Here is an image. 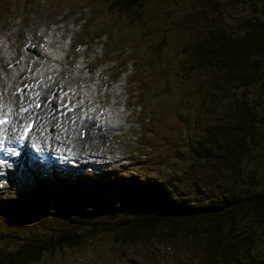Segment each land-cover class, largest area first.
Listing matches in <instances>:
<instances>
[{
	"label": "rangeland",
	"instance_id": "rangeland-1",
	"mask_svg": "<svg viewBox=\"0 0 264 264\" xmlns=\"http://www.w3.org/2000/svg\"><path fill=\"white\" fill-rule=\"evenodd\" d=\"M90 6H93L90 0H34L30 6L24 0H0V67H5L0 72V82L7 85L11 80L15 81L16 86L19 83L26 86L31 83L29 77L33 76L34 84L42 70L45 69L44 73L53 70L54 59L62 57L58 82L49 93L60 115L63 114L61 105L72 102L69 98L63 101V92L77 88L76 95L79 94L82 100L85 95L79 90L80 86L95 83V91L86 108H116L112 111H120V127L113 129L108 126L112 124L110 115L103 117L107 125L102 120H96L97 111L90 113L92 119L85 121L88 124L87 135L80 139L79 155L81 158L90 155L85 160L88 161L85 172L103 167L112 175L111 179L120 176L160 179L176 174L181 178L173 181L175 194L181 199L201 204L221 197L229 190L242 193L251 172V189L264 190V144L247 152L236 176L226 165L213 158L194 165L190 162L187 145H193L197 136L216 116L215 111L206 112L202 105L195 109L197 111L192 109L197 105L196 98L200 95L198 91L202 88L203 79L199 75L194 80L190 78V84L186 86L190 92L200 87L192 93L190 100L177 98L175 101L181 107L182 114L185 113V121L176 114L170 116L168 111L162 112L166 105L172 104L168 107H173L174 100L168 93L157 99L150 97L140 85L141 78L145 82L149 80L142 60L136 56L139 52L134 41L136 31L126 28L125 36H122L118 33V22L112 20L110 14L91 19ZM145 9L147 19L141 25L148 37L157 38L154 35L156 29L159 33H165L169 40L173 36L175 40L179 35L180 40L186 37L193 39L200 37L205 30L214 31L215 27L224 28L231 36L238 37L242 33L244 19L256 16L264 21V13L258 11L264 9V0H149ZM85 18L90 19L87 24ZM110 23L112 25L109 27ZM130 37L134 40H130ZM46 44L53 50L52 55L48 53ZM134 56V64H131ZM48 57L50 60H47ZM261 63L264 69V56ZM116 75L118 79L113 82ZM213 75L212 72L209 74L210 77ZM210 90L214 91L212 88ZM246 97L257 114H264V83L258 81L247 87ZM77 99L80 101V98L74 100ZM140 102H148L152 111ZM183 102L188 105L182 107ZM107 112L111 114L110 109ZM77 116L82 115L78 112ZM38 124L39 120L37 128ZM62 126V122L58 124V131H62ZM71 127L77 137L78 126L74 124ZM165 141H172L176 145L179 141L182 155L179 159H169L165 164L156 163ZM38 167H22V171L11 173L4 181L0 180V196L24 189L37 196L41 187L39 179L48 178L54 182L58 179L55 170L50 171L49 166ZM65 168L68 174L73 170L72 167ZM79 173L65 176L75 180ZM185 178H192V183L185 182ZM256 222L252 216H245L235 224L234 236L249 235L253 238L252 249L241 254L235 264H255L264 259V227L256 228ZM165 233L170 236L165 237ZM206 235L201 222H187L163 230L159 240L144 235L134 242L118 243L110 234L86 240L80 247L63 248L53 255L46 254L30 264H204ZM218 262L210 261L209 264Z\"/></svg>",
	"mask_w": 264,
	"mask_h": 264
},
{
	"label": "trees",
	"instance_id": "trees-1",
	"mask_svg": "<svg viewBox=\"0 0 264 264\" xmlns=\"http://www.w3.org/2000/svg\"><path fill=\"white\" fill-rule=\"evenodd\" d=\"M148 1L90 0L93 5L90 17L95 20L110 14L118 22V33L122 36L126 28L136 31V39L130 37V40L137 42L136 56L142 60L149 80L145 82L141 78L140 85L150 97L157 99L168 93L174 100V106L166 105L162 112L176 114L185 121V113L182 114L175 101L190 100L200 85L192 92L186 86L190 78L201 76L202 88L192 109L198 110L202 105L206 112L215 111L216 116L194 144L187 145L188 159L194 165L213 158L236 176L247 152L264 144V114H257L246 97L247 87L258 81L264 83L261 63L264 21L256 16L244 19L238 37L215 27L214 31L203 30L200 37L182 40L180 35L169 40L165 33L154 29L157 38H150L141 25L147 19ZM24 2L30 6L34 0ZM258 11L264 13V9ZM89 20H85L86 24ZM211 72L214 77L209 76ZM140 103L152 111L148 102ZM183 103L182 107L188 105ZM179 146V141L177 145L165 141L156 163L179 159L182 155ZM111 178V174L96 172L81 175L74 181L39 179L41 187L37 196L26 190L0 196V264L35 263L46 254L80 247L86 240L110 234L118 243L134 242L144 235L159 240L163 230L187 222H201L207 233L204 264L217 260L218 264H235L253 245L249 235L234 236L235 224L245 216H252L257 221L256 228L264 227V190L251 189L253 172L242 193L229 190L204 204L175 194L173 181L181 178L176 174L160 179ZM190 179L184 181L190 184ZM255 264H264V259Z\"/></svg>",
	"mask_w": 264,
	"mask_h": 264
},
{
	"label": "bare ground",
	"instance_id": "bare-ground-1",
	"mask_svg": "<svg viewBox=\"0 0 264 264\" xmlns=\"http://www.w3.org/2000/svg\"><path fill=\"white\" fill-rule=\"evenodd\" d=\"M54 51H55V49H54ZM48 53L50 55H52L54 52L50 48ZM56 54H57V52H56ZM43 57H46V56H43ZM57 58L54 59L55 60L54 62H57L56 61ZM47 60H50V58L48 57ZM31 64L33 66V62ZM3 68L5 69V67H3ZM44 71H45V69L42 70V72H44ZM49 71H51V72L39 75V76H37L38 78L35 77L37 79L35 80L34 84H32V82L28 84L29 85L28 90L33 89L37 93L39 92L40 97L43 99V101H47V107L44 108L43 110H41L38 114V120H39L38 128L36 125V129L32 133V138L36 140L35 142L41 141V142H45V144L48 142V143H51V145L56 144L57 142L60 144H62V142H65L64 146L66 148L67 147L72 148V150H75V151H77V153H79L81 151V145L79 143L80 141L74 135V128H72L71 125H74L77 123V124H81V127H83L84 125H86L85 121H88L87 114H89L91 112L96 113V111L98 113L99 120H102L103 124H107V122L103 120V117L110 115L109 121L112 122V124L109 123V125L108 124L107 125L110 127L112 126L114 129H118V127H120L119 120L121 118V115L119 114L120 113L119 110L112 111L115 108L97 109V107H94V106H90L89 109L86 108L87 100L92 99V94L95 91V83L90 84V86H89V84L84 85V86H80L79 90L82 91L85 96L82 100H80L78 102V104L76 102H74V100H72V97H80L79 94L76 95L77 90L63 92L64 94L61 95V97L63 96V101L65 102L66 98H69L74 103V111H73V113H66L65 114L64 112H62L63 111V108H62L61 113H63V114L60 115L59 109L54 108V99L52 97H49V93L52 92V90H53L52 86H54V84H55L57 74L53 75L52 74L53 70H49ZM58 73L60 74V71ZM8 88L9 87L7 85H4V86H2V89L0 90V94H3V96H4L1 103H3L5 106H9V105L14 106V105H12L13 100L10 99L11 92L10 91L7 92ZM10 89L13 90V88H11V87H10ZM75 89H77V88H75ZM89 90H91V91H89ZM20 92H21V90L19 89L14 93H17V95H18V94H20ZM70 93H72V94L70 95ZM17 95L15 96V98H17ZM14 107H16V106H14ZM109 109L111 110V114L107 112V110H109ZM5 110H7V107L5 108ZM82 110H83V112H82ZM29 112H36V111L35 110H29ZM78 112H79V115H82V116H77ZM59 115H60V118H59ZM21 118H22V116L17 117L16 115H12V120H11L12 123L10 126L7 127V129L10 131H13L12 130L13 124H15V126H16L17 123H19V120ZM68 119H70V121ZM78 121H80V122L78 123ZM61 122L63 123V126L61 127L62 131H58V129H57L58 124ZM50 152L51 151L49 150V153ZM28 161H29V156L27 154H25L24 160H23V162H21L19 164V167H22ZM35 165H36V168H39L38 166H44L43 163L39 164L38 162L36 164H33L32 166L35 168ZM2 170L7 174L9 173L6 168H3Z\"/></svg>",
	"mask_w": 264,
	"mask_h": 264
},
{
	"label": "snow or ice",
	"instance_id": "snow-or-ice-1",
	"mask_svg": "<svg viewBox=\"0 0 264 264\" xmlns=\"http://www.w3.org/2000/svg\"><path fill=\"white\" fill-rule=\"evenodd\" d=\"M25 87H27V85ZM36 96L39 97L40 93L39 92L36 93ZM2 99H3V94H0V100ZM23 99L24 98L21 97V100ZM6 107H7V110L5 111ZM29 107H31V104H29L28 107H25L23 105H20L19 107H14L11 105L5 106L3 103H0V126H5V125H8L9 123H12V121L8 119L9 114L18 115L19 113H28V120L31 121L32 115L29 112ZM35 107H40V105L36 104ZM23 127H24V135H27V133L31 130L33 125L32 123H28L24 125ZM12 130L15 131V124H13ZM6 132H7L6 127H0V146L4 144Z\"/></svg>",
	"mask_w": 264,
	"mask_h": 264
}]
</instances>
